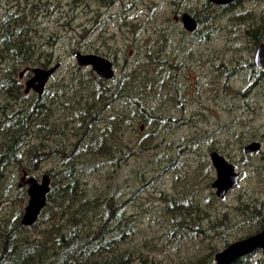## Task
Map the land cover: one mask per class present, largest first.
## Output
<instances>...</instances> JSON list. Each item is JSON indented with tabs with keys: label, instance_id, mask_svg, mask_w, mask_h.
<instances>
[{
	"label": "trees",
	"instance_id": "trees-1",
	"mask_svg": "<svg viewBox=\"0 0 264 264\" xmlns=\"http://www.w3.org/2000/svg\"><path fill=\"white\" fill-rule=\"evenodd\" d=\"M14 1L17 2L14 10L6 7L0 14V198L5 197L3 189L10 190L11 181L8 187L5 185L6 171L11 165L25 161L26 170L31 171L52 155H59L60 150L64 157L57 170H47L50 178L48 200L34 224L26 226L21 223L19 208L13 214L0 217V264H212L218 251L264 226V219L256 223V209L253 210L252 222L248 223L244 218L248 214L246 210L258 208L256 206L260 202L256 198H251L253 203L238 200L233 207L236 218H231L228 211L212 213V206L206 207L195 190H188L191 189L188 180L185 187L162 196L165 206L159 215L145 216L140 210H132L133 204H140L134 201L136 192L121 199L122 185L114 184L111 188L110 185L112 181L114 183L122 161L151 147L160 126L165 123L163 120L181 124L182 117L161 118V114H157L145 99L152 86L159 91L163 89L166 71L146 77L145 67L141 72L128 68L118 78L106 80L90 67L74 63L65 81L55 85L54 89L48 86L42 94H34L26 100L28 94L21 90L19 73L24 70V63L44 68L51 66L52 49L61 36L57 31H50L44 21L50 19L59 5L55 0H23L22 4L19 0ZM87 1L73 0V6ZM90 1L110 5L111 0H89L87 4ZM246 1L264 0H234L217 6V11L212 2L206 0L201 8L193 11L197 28L186 33V38L195 42L213 39L220 15L232 12L234 20L243 25L242 35L250 43V49H254L264 42V12L234 11L242 8ZM24 9H29L30 13ZM238 42V39L234 40V43ZM161 44L158 41L155 45ZM73 46L70 54L77 48L76 44ZM149 46L143 45L137 53L141 51L143 56L146 53L145 56L154 59L158 69L162 68L165 62L156 54L162 53L163 49L152 51ZM87 50L86 53L108 56L100 54L97 48ZM222 67L227 72V82L241 71L249 80L245 89L233 90L232 93L228 92L227 84L223 85L231 98H241L246 102L257 87H261L264 94V70L254 61L246 60L240 66L236 62L228 69ZM27 68V73L31 74ZM116 103H121V107H114ZM243 122L240 121L242 125ZM153 125L157 126L156 129H151ZM32 136L41 141L55 140L54 149L42 143L26 145ZM67 137L73 139L69 145L66 144ZM252 138V132H242L239 141L242 143ZM214 149L217 150L218 146L209 145V150ZM162 155L171 163L173 171L186 167L182 161L165 153ZM246 155L242 161L249 154ZM234 164L236 167L241 165ZM105 166L113 169L107 188L102 187L90 195L84 186L85 177L96 172L98 167L102 168L98 171L101 175L108 174L109 170H103ZM212 170L210 162L202 163V173L209 174ZM179 179L181 181L183 177ZM214 194L211 190L214 200L221 199ZM24 199L18 197L15 202L21 206ZM7 202L4 199V205ZM155 227H162L157 237L148 233L149 230L157 231ZM245 228L246 233L236 237ZM213 239L222 243L221 249L213 244ZM187 242L197 243L199 248L201 244L205 246L186 259L176 258L179 255L168 250L171 246L178 247ZM245 257H240L233 264H250L251 259ZM255 264H264V258Z\"/></svg>",
	"mask_w": 264,
	"mask_h": 264
},
{
	"label": "rangeland",
	"instance_id": "rangeland-1",
	"mask_svg": "<svg viewBox=\"0 0 264 264\" xmlns=\"http://www.w3.org/2000/svg\"><path fill=\"white\" fill-rule=\"evenodd\" d=\"M19 1L21 4L24 3L23 0ZM205 1L111 0L110 5L90 1L88 4L86 2L73 6V0H55L59 5L58 10L49 20L44 21V25H48L50 31H57L61 38L52 49L50 64L59 62L60 66L46 83L43 92L48 86L54 89L55 85L68 77L70 69L76 63L74 56L69 53V50L75 47L73 44L77 45L76 50L85 53L88 51L87 48L92 47L97 48L100 54L108 55L106 57L114 64L116 78L128 68L141 72L140 70L145 67L146 77H154L166 71V80L162 83L163 89L159 91L152 86L145 99L157 114H161V118L182 117L181 124L163 120L165 123L160 126L161 130L151 147L139 151L141 153L139 155H132L126 161H122L120 169L115 174L117 176L114 183L112 181L110 185V188L114 184L122 185L121 199L129 198L136 192L134 201L140 204H133L131 209L140 210L146 214L145 216L159 215L165 206V199L162 196L185 187L187 180L191 188L188 190L190 192L195 190L197 197L199 200H204L206 207L212 206V213L228 211L231 218H236L233 207L238 200L253 203L254 199H251L253 197L257 202H264V94L261 87H257L245 100L246 102H243L241 98H231L224 91L223 85L227 84L228 92L232 93L233 90L245 89L249 80L241 71L235 73L234 78L227 82V72L222 67L226 66L228 69L236 62L240 66L246 60L253 61L256 47L250 49V43L242 35L243 25L234 20L232 12L220 15L216 23V36L213 39L207 42H195L186 38L188 32L183 28L180 19L182 12L193 15V11L201 8ZM16 3L14 0H3L0 4V14L5 12L6 7L14 10ZM213 7L217 11V5L213 4ZM246 9L260 14L264 12V1H246L242 8L234 11L244 12ZM24 11L27 14L30 13L29 9ZM124 21L127 24H124ZM237 39L239 42L234 43ZM158 41L163 44L156 46ZM145 44L150 45L152 51L163 49L162 53L156 54L165 62L162 68L158 69L154 59L145 56L146 53L144 56L141 51L140 54L137 53L138 49ZM152 56L155 55L152 53ZM24 64L25 68L38 66ZM25 79L26 76L19 79L22 91ZM27 94L26 100H29L37 93L30 91ZM121 105L116 103L114 107H121ZM241 120L244 121L243 125L240 123ZM156 127L153 125L151 129ZM242 132H252L253 138L240 143ZM254 140L260 141L261 149L249 154L246 160L242 161V157L247 156L243 155L242 146ZM71 142L73 139L67 137L66 144L69 145ZM40 143L54 149L56 142L53 139L41 141L40 138L32 136L26 145ZM155 144H157L156 147L153 146ZM209 145L218 146V149L214 150L231 158L227 159L231 163L241 164L239 167L234 164L236 169L242 172L238 187L230 189V192H227L228 195L217 200L211 197V190L214 194L211 182L216 176L214 168L209 174L201 172L204 161L211 163L209 154L213 150H209ZM180 147L185 149L183 148L182 151ZM163 153L177 161H182L186 167L177 172L173 171L170 169L171 163L167 162ZM60 154L62 155L61 150ZM59 155H52L49 160L40 163L31 171L26 170L25 161L8 168L5 186L8 187L10 181L11 186L10 190L3 189L4 199L8 202L1 208L0 217L13 214L16 208L21 209L23 213L28 200L27 185L19 187L23 173L26 172L27 176H34L40 180L44 173H48L47 170L52 169L54 172L58 169L64 157ZM98 161L102 160L98 159ZM107 168L108 166H105L103 170H109L108 174L101 175L98 171L102 168L98 167L96 172L85 177L84 186L90 195L102 187L107 188L108 177L113 170L111 167ZM182 177L183 179L179 181ZM177 178L178 181H176ZM148 183H150L149 186ZM18 197L23 199L25 197L21 206L15 202ZM145 221H147L146 218ZM246 222L249 223L248 220ZM155 228L157 231L149 230L148 233L157 237L162 227ZM246 230L245 228L237 233L236 237L243 236ZM230 238H233V235ZM212 242L221 249L222 243L215 239ZM204 246L201 244L199 248L197 243L187 242L178 247L171 246L168 250L172 254H178L176 258L186 259L197 254V249ZM263 257L264 254L261 252L253 253L250 264H255L257 260L259 262V259Z\"/></svg>",
	"mask_w": 264,
	"mask_h": 264
},
{
	"label": "water",
	"instance_id": "water-1",
	"mask_svg": "<svg viewBox=\"0 0 264 264\" xmlns=\"http://www.w3.org/2000/svg\"><path fill=\"white\" fill-rule=\"evenodd\" d=\"M234 0H210L216 5H226ZM181 22L186 31L192 32L197 28V22L188 12L181 15ZM76 63L79 66L90 67L99 77L112 80L116 77L112 60L95 53H85L80 50L72 52ZM254 63L264 70V42L257 45L254 56ZM60 63L53 64L47 68L34 66L29 68L31 75L24 81V93L32 89L37 94H42L44 87L50 77L54 74ZM28 69V68H27ZM26 69L20 71L19 78H22ZM261 149L260 141L254 140L242 146L243 154H251ZM210 161L215 170V178L211 182L215 196L224 198L227 192L236 187L242 176V172L237 170L235 165L228 161L218 151L213 150L209 154ZM49 175L44 173L40 180L34 176H27L26 172L21 177V185H27L28 200L21 216V223L30 226L36 222L39 214L47 203V194L50 186ZM4 204V199L0 198V208ZM261 248L264 250V229L258 233L236 240L214 255L212 264H233L240 257Z\"/></svg>",
	"mask_w": 264,
	"mask_h": 264
},
{
	"label": "flooded vegetation",
	"instance_id": "flooded-vegetation-1",
	"mask_svg": "<svg viewBox=\"0 0 264 264\" xmlns=\"http://www.w3.org/2000/svg\"><path fill=\"white\" fill-rule=\"evenodd\" d=\"M217 6H220V5H217ZM184 12H182V14H183ZM181 14V15H182ZM193 16V15H192ZM193 18H194V16H193ZM180 19H181V17H180ZM196 20V19H195ZM183 26V25H182ZM196 30V29H195ZM194 30V31H195ZM187 32H189V31H187ZM193 32V31H192ZM29 68H31V67H28V71H30L29 70ZM30 73H27V71H25V73H24V75H23V77L21 78V79H23L25 76H26V79L28 78V77H30ZM25 79V80H26ZM24 80V81H25ZM31 91H33L32 89H30ZM30 92V91H29ZM28 92V93H29ZM214 168V167H213ZM22 186V185H21ZM24 186V185H23ZM256 207H258V208H253L252 209V211L251 210H246V213H248V214H246L245 215V217L244 218H246V221L248 220V221H251L252 219H254V212H253V210H257L258 211V214H257V217H256V223H258L261 219H264V202H261L260 201V204L259 205H257ZM252 222V221H251ZM264 229V226L258 231V232H260L261 230H263ZM258 232H256V233H258ZM255 234V233H254ZM253 235V234H252ZM250 236V235H249ZM248 237V236H247ZM255 252H261V253H263L264 254V250L263 249H261V248H258V249H256V250H254ZM254 251H252V252H250V253H248L247 255H245V256H248V259H251L252 258V256H253V253H255ZM250 254V255H249ZM264 258V257H263Z\"/></svg>",
	"mask_w": 264,
	"mask_h": 264
},
{
	"label": "bare ground",
	"instance_id": "bare-ground-1",
	"mask_svg": "<svg viewBox=\"0 0 264 264\" xmlns=\"http://www.w3.org/2000/svg\"><path fill=\"white\" fill-rule=\"evenodd\" d=\"M236 2V1H235ZM193 17V16H192ZM195 19V18H194ZM31 91V90H30ZM234 164V163H233ZM241 181V180H240ZM238 187V186H237ZM230 192V191H229ZM228 195V194H227ZM48 200V199H47ZM4 205V204H3ZM255 252V251H254ZM250 255V254H249ZM245 257V256H244ZM246 258V257H245Z\"/></svg>",
	"mask_w": 264,
	"mask_h": 264
}]
</instances>
